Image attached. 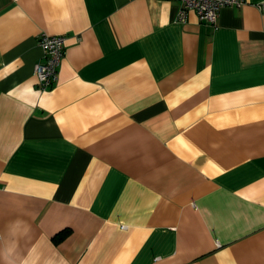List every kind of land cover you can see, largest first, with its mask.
<instances>
[{"label": "crops", "instance_id": "1", "mask_svg": "<svg viewBox=\"0 0 264 264\" xmlns=\"http://www.w3.org/2000/svg\"><path fill=\"white\" fill-rule=\"evenodd\" d=\"M245 1L211 26L176 0H0V264H264V0ZM41 34L65 37L44 90Z\"/></svg>", "mask_w": 264, "mask_h": 264}, {"label": "built area", "instance_id": "2", "mask_svg": "<svg viewBox=\"0 0 264 264\" xmlns=\"http://www.w3.org/2000/svg\"><path fill=\"white\" fill-rule=\"evenodd\" d=\"M180 7L177 21L186 22V13L193 11L202 23L215 26L219 11L224 7L243 6L245 0H176ZM43 52V61L34 65V73L41 89H47L58 79V68L64 56L65 37L63 35L50 36L41 34L37 40Z\"/></svg>", "mask_w": 264, "mask_h": 264}, {"label": "trees", "instance_id": "3", "mask_svg": "<svg viewBox=\"0 0 264 264\" xmlns=\"http://www.w3.org/2000/svg\"><path fill=\"white\" fill-rule=\"evenodd\" d=\"M69 233V229H64L62 231H60L59 233H57L55 236H54V240L55 241H60L62 240L64 237H66V235H68Z\"/></svg>", "mask_w": 264, "mask_h": 264}]
</instances>
